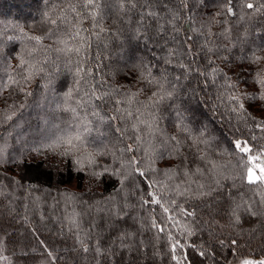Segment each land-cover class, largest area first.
I'll return each instance as SVG.
<instances>
[{
    "label": "trees",
    "instance_id": "16d2710c",
    "mask_svg": "<svg viewBox=\"0 0 264 264\" xmlns=\"http://www.w3.org/2000/svg\"><path fill=\"white\" fill-rule=\"evenodd\" d=\"M66 2L0 0V78L7 79L5 72L20 78L16 65L21 56L32 63L39 61L38 67L44 69L25 86L26 91L33 92L32 96L25 98L14 90L4 91L0 96V148H3L0 153V229L8 232L9 240L6 241V235L3 238L7 243L4 248L8 259L35 258L36 255H45L47 250L54 255L55 264H96L97 260L104 264V257L95 256L91 251L95 240L100 241L102 248H107L110 241L123 232L131 234L128 241L131 248L117 249L110 264H175L171 258L169 232L185 244L191 264H237L238 259L244 257H264V216L253 217L241 209V224L233 229L226 215H216L220 208L234 206L228 201L211 210L197 208L196 217L183 218L177 215L180 222L177 227L158 232L152 227V219L155 217L159 223L162 210L155 205L141 207V198H146L147 188L134 172L135 166L130 163L133 158L140 160L142 163L139 166L144 169H147L153 158L154 166L159 168L177 163V160L167 155L163 159L158 155L154 157L153 150L158 154L162 140L167 137L175 135L184 142L190 134L194 139L207 141V144H200L199 154H206L207 160L219 166L218 172L213 175L232 193L236 203L241 202V197L245 201L259 200L256 186H249L239 178V154L234 151L232 141L247 139L254 147L264 145V132L255 129L253 121L244 117L243 113L233 112L236 105L229 102L227 97L241 96L245 108L256 122L264 119V103L251 101L244 95L255 93L259 96L264 91L248 75L257 70V65L241 59L251 56L253 49L256 55L264 57V9L259 13L249 9L241 11L240 0H233L237 15L228 16L224 13L226 0H187L189 10L183 11L181 20L177 22L181 33L185 34L184 21L188 16L192 17L193 27H202L205 37L211 32L213 35L207 42L218 54H209V58L215 60L213 67L223 69L231 78L226 82L219 77L213 80L210 76L205 83L202 76L188 75L185 78L179 68L172 66L177 64L175 59L171 65L160 59L168 57V48L161 47L164 39L153 31L154 24L151 27L141 26L134 11L124 15L116 6V0H101L104 9L102 25L109 31L102 33L99 40H92V47L87 50L86 57L84 53L81 54L87 59V67L93 69V75L86 78V83L81 81L77 85L76 81L80 79L76 73L79 67L77 60L81 57L51 51L47 46L55 48L62 45L55 43V36L48 38L45 35L50 27L46 23L45 13L55 18L59 15V8H54V5L63 6ZM244 2H252L257 6L264 4V0ZM157 11L160 9L157 8ZM240 15L244 16L243 20H240ZM83 26L90 28V23L86 21ZM226 29L229 31L226 32ZM220 33L224 35H217ZM142 34L152 39L146 41ZM187 34L196 35L191 32ZM30 36H44L42 46L30 40ZM8 37L13 39L9 40ZM203 42L202 39L197 43ZM34 48L38 51L29 56L28 53ZM225 48L228 50L225 51ZM197 50L194 45V51ZM96 54H99V59L93 58ZM183 62L187 63V59ZM197 64L203 71L207 62L198 57ZM259 67L264 68V60L260 61ZM149 70L151 77L156 79H160L162 73H168L175 87L167 89L173 92L171 98L163 99L155 108L146 109L147 98L152 95V91L158 90L140 79L141 72L148 76ZM207 70L211 73V68ZM176 76L181 77L178 82L174 79ZM101 81L103 83H98ZM226 83H235L237 87L229 89L225 87ZM93 84L98 85V94L110 92L111 97L106 103L95 102L94 105L86 104L80 108L76 102L84 98L85 91L90 93ZM70 89L72 95L65 104L64 94ZM139 89L143 91L134 98L132 105L123 104L121 107H129L132 111L139 108L144 113L140 119L151 120L148 113L154 112L160 129L154 136L148 135L144 125H139L141 132H134L131 125L138 123L136 120L101 121L92 115L93 111L106 117L116 115L113 101H126V93ZM137 100L143 103H136ZM13 103H24L26 106L23 109L16 108L17 116L7 121L3 119V110ZM67 107L77 108L79 115L65 111ZM87 121L91 123L87 125L90 131L84 133L86 149L63 155L67 145L48 147L55 144L70 125L75 131L82 132ZM179 126L187 129L188 134L182 133ZM117 127L123 136L116 132ZM134 135H141V140L135 142L130 139ZM253 135L257 137L255 141L251 139ZM127 145H132L135 151H124ZM172 147L169 144V148ZM87 153H91L90 158ZM184 154L189 163L194 161L193 167H208L206 162L195 159L196 149L191 152L184 150ZM78 160L80 163H77ZM117 171L121 173L120 176L113 174ZM93 173L100 175L94 176ZM124 175H127V179H124ZM153 178L164 181L160 174H153ZM176 182L178 180L173 181ZM72 183L74 187H71ZM165 196H171L185 207L189 203L194 207L200 203L188 201L174 193L165 192ZM112 197L115 199H110ZM111 210L118 211L123 219L111 218ZM259 211H264V205L259 206ZM77 213L79 217L75 216ZM72 218L80 220L82 238L91 224H96L92 232L94 241L89 245L88 253L80 250L76 229L69 231V220ZM209 220L224 227L216 228L213 224V232L210 233L204 223ZM110 223H115L116 228L106 227ZM185 224L193 235L181 234ZM229 233L234 237L240 233L236 237L242 241V247L237 249L238 256L233 255L228 247L220 248L216 244L217 237L223 239ZM85 244H88L87 239ZM205 250L209 255H198Z\"/></svg>",
    "mask_w": 264,
    "mask_h": 264
},
{
    "label": "snow or ice",
    "instance_id": "6c2138e0",
    "mask_svg": "<svg viewBox=\"0 0 264 264\" xmlns=\"http://www.w3.org/2000/svg\"><path fill=\"white\" fill-rule=\"evenodd\" d=\"M241 11L243 9L252 10L254 13L261 12L264 9V4L257 6L252 2H244L240 0ZM170 5H172L170 7ZM116 6L124 14L128 15L129 12H135L139 17L138 23L141 26L155 25L153 31L156 35L161 36L164 39V44L161 47L168 48V57H160L162 61L166 64L171 65L172 60L175 59L177 64L172 65L174 68H179L181 72L187 78L188 75H198L202 76L207 83L209 77L211 76L213 80L216 77L228 82L231 80L229 76L218 67H213L215 60L209 58V54H218L208 45V38L213 35L211 32L208 33V36L205 37L202 27L197 28L193 27L192 17L188 16L184 21V33H181V28L178 26V21L181 20V13L183 11H188L187 0H116ZM54 8H59V15L55 18L49 13H45L46 23L50 25L46 32L48 38L56 37V44L62 45V47L53 48L52 45L47 46L53 52L63 53L65 55H76L81 57V54L84 53L85 57L87 55V50L92 47V40H99L102 33H106L109 30L103 27L102 25V12L103 7L101 0H67L63 6L54 5ZM157 8L160 11H157ZM110 10V9H109ZM224 13L228 16H236L237 10L236 5L233 3V0H226L224 7ZM217 15H220L218 13ZM240 20L244 19L243 15H240ZM90 23V28H85L83 25L85 22ZM162 21V23H161ZM226 32L229 30L226 29ZM196 33L195 36L187 33ZM145 35V34H142ZM217 35H224L220 33ZM9 40L13 37H8ZM18 39V37L16 38ZM30 40L36 42L37 45L42 46V41L45 39L44 36H30ZM146 41L152 39V37H147L145 35ZM204 40L203 43H197L200 40ZM69 44L72 46L69 47ZM169 45H174L175 47H169ZM194 45L198 49L194 51ZM225 51L228 49L225 48ZM38 49L34 48L31 52L28 53L29 56H33ZM251 56H244L241 59L247 60L250 64L257 65V70H254L248 75L252 76L253 81L260 86L261 89H264V68H260V61L264 60V57L258 56L255 54L256 50H251ZM205 60L207 62L206 68L202 71L197 64V58ZM93 58L99 59V54H96ZM47 57L45 62H47ZM187 59V63L183 61ZM227 62V57L224 58ZM79 67L76 69L77 76L80 77L76 81V84L79 85L81 81L87 82L86 78H90L93 75V69L87 67V59L81 57L77 60ZM39 61L32 63L29 60L19 57V63L16 65V69L19 70L20 78L17 79L12 73L5 72L7 79L0 78V96L3 95L4 91L14 90L18 94H23L25 98L32 96L33 92L26 91L25 86L30 82L34 75L42 73L44 71L43 67H38ZM9 67H11L9 65ZM208 68H211V73L208 72ZM15 71V70H13ZM83 74V75H81ZM168 73H162L160 79L152 78L151 71L149 70L148 76H144L143 72L140 74V79L143 80L147 85L155 86L156 91H152V95L148 97V104L145 105V108H155L165 98H171L173 92L168 91V88H174L175 85L169 80ZM180 76H176L174 79L178 82ZM161 81H164L163 83ZM98 83H103L98 82ZM247 83V81H245ZM97 84H93L91 87L90 93L85 91L84 98L78 100L76 103L80 108H84L86 104L94 105L95 102L106 103L107 99L111 97L112 93L110 92H96ZM225 87L234 90L237 85L235 83H226ZM77 92L79 88L77 87ZM115 91H119L116 89ZM143 89L137 90V92H128V99L121 100L115 99L114 103V112L116 115L109 117L102 116L98 111H93L92 115L98 117L101 121L108 119L110 121L124 122L128 119L136 120L138 123H133L131 128L134 132L139 133L142 129L139 125H144L147 129L148 135L154 136L156 132H159L158 120L154 112H149L148 115L151 116V120L140 119L144 115L139 108H136L135 111L130 110L129 107H121L123 104L132 105L134 98L138 97L140 92ZM72 95V90L70 89L67 93L64 94V103L67 104L68 99ZM247 99L251 101L259 100L264 103V91L257 96L255 93L244 94ZM5 98L6 100L9 99ZM156 98V99H153ZM229 102L236 105L232 109L233 112L239 111L243 113L244 117L251 119L255 126V129H258L261 132H264V119L259 122H256L255 117L251 116L248 110L245 108L244 103L241 100L239 95H228ZM136 103H143L139 100ZM26 105L20 103L19 105L13 103L7 105L3 110V119L7 121H12L15 116H17L16 108L23 109ZM11 110V111H9ZM65 111L71 112L74 115L78 116L79 113L77 108L67 107ZM179 115V114H178ZM91 121H87L85 126L81 131H75V129L70 125L69 130L65 132L64 135L58 138L55 144L48 145L49 148H59L67 145L64 148L62 154L69 155L72 152H78L81 148L86 149L87 144L85 140L84 133H88L90 128L87 126ZM182 133L188 134L187 129L183 126H179ZM116 132L120 133L123 136V132L119 127H117ZM124 131H127L125 129ZM189 138L187 141L182 142L177 136L173 135L167 137L166 140H162L161 150L157 154L153 150V156H159L160 159H163L167 155L170 159H175L178 162L174 164H169L164 168H159L154 166L155 159H151L147 169L141 168L139 165L142 163L140 160L133 158L130 163L134 165V172H136L139 177L144 182L147 192L146 198H141V207L144 205L152 206L155 205L162 210V216L160 217V222H157V219L154 217L152 219V227L156 228L158 232H165L166 228L172 227L175 228L179 225V220L177 215L183 218L196 217L197 208L203 207L207 209L218 208V206L223 205L225 201L230 202L229 207L220 208L216 212V215H226L229 221V226L235 229L241 224L240 211H243L253 217L264 216V211H259V206L264 205V145L253 146L249 144L247 139H236L232 141L234 151L239 154L238 167L241 169L240 179L249 186H256L259 192V200L245 201L241 197V202L236 203L235 198L232 196V193L224 187L219 178H216L213 173H217L219 166L210 160H207L206 154H199L200 144H207L206 140L201 138H192L188 134ZM135 142L141 140V135H134L130 137ZM251 139L255 141L257 137L255 135L251 136ZM169 144L173 145L171 149ZM193 149H196L195 159H198L202 162H206L208 167L201 168L199 166L193 167L192 163L188 162V157L184 154V150L191 152ZM124 151L132 152L135 151L132 145H127ZM3 152V148H0V153ZM87 157H91V153H87ZM91 163L92 160L89 159ZM77 163H80L78 160ZM107 171V168H105ZM114 175L120 176V172L113 173ZM153 174H160L164 177V181L156 180L153 178ZM93 175H100L99 173H93ZM231 177H224V179H229ZM124 179H127V175H124ZM234 179V178H233ZM178 180V182L173 183V181ZM165 181L167 183H165ZM123 184V180H121ZM235 186V185H233ZM251 190V188H250ZM165 192L174 193L176 196L181 198H186L188 201L200 202L195 205L189 203L187 207L183 204H178L175 199H172L171 196L166 197ZM74 196V194H72ZM72 196H69V199H72ZM110 199H115L114 197ZM212 214L211 211L209 213ZM111 218L120 220L123 219V216L116 210H111L109 212ZM76 217H79L80 214H75ZM70 228L69 231L76 229V239L77 242L81 245V251L83 253H88L90 251L89 245L93 244L94 237L92 235L93 229H95L96 224H91L87 232L83 233V238L81 237L80 229V220L78 218H72L69 220ZM206 223L210 233L213 232V224L216 228H223V225H220L214 220H209ZM106 227L116 228L115 223H110ZM184 231L182 235L191 236L194 233L189 229L188 225L185 224L182 226ZM214 234V233H213ZM240 233H236L238 237ZM131 234L127 232L120 233L115 236L109 243L107 248H102L100 246V241L95 240L94 246L91 248V251L94 252L95 256L104 257V264H110L111 258L116 255V250L130 249L131 244L128 242ZM234 237L232 234H228L225 238L220 239L217 237L216 244L220 248L228 247V250L233 253V255H239L237 249L242 247V241ZM85 239L88 240V244H85ZM168 240L172 241L170 244L171 249V258L175 264H191L188 259L187 252L185 251V244L181 242L180 239L174 237L170 232L168 233ZM43 243V241H41ZM188 247L195 248V245H188ZM199 256L205 257L209 255L207 250L200 251ZM215 255V254H212ZM49 256L51 253L49 252ZM0 260H7V257L0 256ZM96 264H100V261H96ZM237 264H264V257L259 259H254L251 257H244L238 259Z\"/></svg>",
    "mask_w": 264,
    "mask_h": 264
},
{
    "label": "rangeland",
    "instance_id": "374dc122",
    "mask_svg": "<svg viewBox=\"0 0 264 264\" xmlns=\"http://www.w3.org/2000/svg\"><path fill=\"white\" fill-rule=\"evenodd\" d=\"M75 184L72 183L71 187H74ZM6 235V241H8V232L4 231L2 229H0V256L3 257H7L5 254V248H4V244L6 243L5 240L3 238H5L4 236ZM7 244V243H6ZM45 255H36V257H29L28 259H8L7 260H0V264H55L53 263V259H54V255L51 253V256H49V251L45 250ZM15 255V254H14ZM24 261V262H22ZM28 262V263H27Z\"/></svg>",
    "mask_w": 264,
    "mask_h": 264
}]
</instances>
